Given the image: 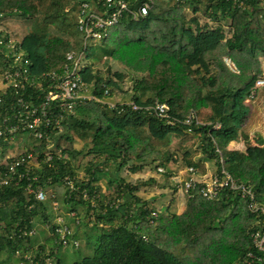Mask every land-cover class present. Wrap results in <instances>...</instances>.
Here are the masks:
<instances>
[{
    "label": "trees",
    "instance_id": "trees-1",
    "mask_svg": "<svg viewBox=\"0 0 264 264\" xmlns=\"http://www.w3.org/2000/svg\"><path fill=\"white\" fill-rule=\"evenodd\" d=\"M150 1L147 15L122 17L104 40L85 46L76 23L79 0H0L1 17L32 19L19 43L31 74L62 72L69 51L75 55L83 52L91 62L81 69L82 78L95 96L108 98L126 74L115 71L102 77L93 61L102 56L118 59L141 73L134 78L130 101L140 106L166 103L168 115L178 121L170 125L142 108L133 110L119 102L111 107L86 99L67 117L63 133L56 136L49 132L54 138L49 161L44 159L47 138L37 139L23 132L35 142L22 153L32 152L39 166L31 168L29 178L17 185L0 186V255L7 252L11 256L17 250L26 253L27 243L38 236L21 231L34 228L38 218L49 227L54 248L45 253L44 246L39 245L35 255L28 258L20 252L18 264H65L68 252L63 249L67 248L77 256L69 264H246L243 260L251 249L249 234L255 218L239 195L225 190L218 199L210 200L191 190L189 200L199 197L193 217L171 213L167 208L152 216L156 210L136 194L139 185L126 181L118 172L129 161L136 162L131 167L134 172L154 163L156 169H165L169 181L172 170L168 164L175 161L169 151L173 137L180 136L185 142L196 136L204 158L193 161L186 152L187 166L204 173L205 161L214 160L217 170L224 168L235 180L250 183L258 198L264 200V134L251 143L241 132L248 116L246 100L262 74L259 59L264 58V0H205V14L215 26L201 24L195 15L202 0ZM185 5H192L193 15L188 19L183 13ZM223 21H228L227 27ZM93 48L99 53L97 58H92ZM225 57L234 69L225 63ZM3 65L0 55V68ZM201 109H210L205 122L197 123L194 118L189 125L182 122ZM239 137L245 150L229 149L228 144ZM77 138L89 143L85 153L90 157L83 176L73 164L84 151L73 145ZM62 139L66 146L61 148ZM7 143L0 138L1 146ZM108 166L115 172L114 176L108 174L109 184L116 183L115 194L104 201L99 181ZM66 177L77 186L70 196L64 190L62 198L69 212H75V217L66 221L71 227L69 239H87V246L94 247L92 255L84 254L79 245L64 246L57 240L52 212L56 209L50 205L52 193H47L53 185L65 189ZM28 182L34 187L41 184L47 198L36 200L25 190ZM81 189L94 198V205L82 198ZM90 210L95 220L88 229L84 218ZM93 235L94 243L90 241Z\"/></svg>",
    "mask_w": 264,
    "mask_h": 264
},
{
    "label": "built area",
    "instance_id": "built-area-1",
    "mask_svg": "<svg viewBox=\"0 0 264 264\" xmlns=\"http://www.w3.org/2000/svg\"><path fill=\"white\" fill-rule=\"evenodd\" d=\"M150 3V0H134L133 3L129 0H79L76 23L77 29L83 35V44L92 46L100 43L107 37L110 28L124 16L144 17L148 13ZM238 5L243 7L244 4L239 1ZM19 43L20 41L14 40L6 31L0 29V55L5 61V65L0 68V138L4 142L11 143L16 135L23 132H30L37 139L46 137L48 145L44 152V159L49 161L52 157L49 149L54 142L49 132L54 131L56 136L63 133L67 127L66 119L75 112V106L78 103L86 99H94L111 107L116 103L109 102L107 98L95 96L91 85L82 78L80 71L85 66L83 60L86 59L83 52L75 55L73 51H69L66 54L62 72L49 71L33 75L26 65L27 62L23 60ZM224 61L231 69H234L229 58L225 57ZM260 87H264V77L256 80L247 100L253 98ZM6 96L9 99H6ZM122 103L128 104L133 110L142 108L148 113L155 114L166 124L173 125L178 122L168 115L166 103L156 102L145 106H140L133 101L120 104ZM193 118L196 119L191 114L182 122L189 125ZM196 122L199 123L197 120ZM37 166H39V159L32 152L9 157V160L0 163V186L17 185L23 178H29L27 175L30 169ZM157 170L165 173V169L161 166ZM33 178L37 179V176ZM64 181L66 184L64 190L67 191V196H70L77 186L68 177ZM170 181L173 187L182 188L187 197L192 195L191 190L200 197L210 200L218 199L225 190L239 195L255 218L254 226L249 234L251 249L245 253L243 262L264 264V200L258 198L250 183L235 180L224 168L215 169L212 174L205 176L200 174L194 166H187L184 170L173 173ZM25 190L33 193L38 201H44L47 198L41 184L34 187L28 182ZM80 193L83 199H89L92 205L95 204L94 198L89 197L86 189H81ZM118 202L119 200L111 201L110 205ZM57 205L58 203L54 202V209H57ZM157 212L153 211L152 216H156ZM68 216L75 217V212H70ZM78 221L76 219L77 223ZM55 223L57 240L61 241L62 245L75 247L79 245L78 240L69 239L71 227L62 215L55 217ZM21 232L29 236L36 233L34 228L23 229ZM16 253L19 254L20 250ZM24 257L28 258L29 255L25 253Z\"/></svg>",
    "mask_w": 264,
    "mask_h": 264
},
{
    "label": "rangeland",
    "instance_id": "rangeland-1",
    "mask_svg": "<svg viewBox=\"0 0 264 264\" xmlns=\"http://www.w3.org/2000/svg\"><path fill=\"white\" fill-rule=\"evenodd\" d=\"M199 10L195 14L199 18V22L201 24L203 23H208L209 25L215 26V24L212 23V21L209 20L208 16L205 14V0H202L199 5H197ZM183 13L185 15V18L188 19L190 18L193 13H192V5H185L183 7ZM228 22V21H227ZM227 22L223 21L225 27H227ZM32 24V19L28 18H22V17H16V16H9V17H1L0 18V29L6 31L14 40L20 41L21 38L29 31L30 27ZM51 30L55 33L56 31L51 28ZM93 53V57H98L99 53L97 49L93 48L91 49ZM227 58V57H226ZM260 67L262 70V74L259 78L264 77V58L260 57ZM90 59L86 58L83 60V64L87 65V63H90ZM94 63V69L97 70L102 77H107V76H112L115 71H119L122 73L126 74V77L123 81H118L119 88H114L112 90V96L108 97L106 100L112 103H121V102H128L130 101V95L132 94V84L134 81V78L140 76V72L134 71L127 66L124 65L120 60L118 59H113L111 57L107 56H102L97 58L96 60L93 61ZM110 68V71L108 70ZM260 111L255 114L254 116V121L256 122V125H258V131L254 133L251 139V143H254V138L260 134V131L263 130L264 133V87H260L256 94L254 95L253 98L246 100L247 102V107L250 109L251 107L256 106L259 102ZM193 114V113H192ZM198 122H205L210 115V109H201V111L195 115L193 114ZM248 118V116H247ZM250 123V122H249ZM248 123V124H249ZM244 125V124H243ZM248 126V125H247ZM244 127L242 126L241 132L244 133ZM248 136V135H247ZM249 138V136H248ZM34 140L29 137L27 133L19 134L16 135L14 140L11 143H7L4 146L0 145V163L3 162L5 159L18 155L25 151L26 149H29L32 147V144H34ZM60 147H65L66 142L64 139L60 141ZM76 148H83V154L79 155L76 160L73 161V164L75 167H77L78 170V175L83 176L85 173V164L87 163L90 155H87L85 152L87 148L89 147L88 139H76V142L73 144ZM169 151L173 153V159L175 161H172L168 164V166L172 170V174L177 172L178 170H184L187 167V162L186 158H188L185 153H189V157L193 161H198L200 159L204 158V154L200 150V142L198 137H194L190 141H181L180 136H174L172 139V143L169 147ZM86 155V156H85ZM206 162L208 163V167H206V172L208 171H215L216 164L214 160L207 159ZM136 162L129 161L127 166L121 168L118 172L119 176L123 177L125 180H128V182L132 184H138V196H140L142 199H145L149 202V204L156 210L159 211L161 206H166L168 204V200L172 201V211L171 213H174L176 211L175 208V201L173 197V193L170 191L169 192V198H167L166 193L164 191V188L160 187V183L166 182L167 180L165 179L166 176L164 173L158 172L156 169V166L154 163H146L144 167L137 171L134 172L131 170V167L135 165ZM106 173L102 175V185L100 186V193L102 195V200L107 201L109 198H111L115 192V185L116 183H111L109 184V175L112 174L110 171V167L108 166ZM200 174H203L201 171L198 170ZM205 172V173H206ZM170 181V180H169ZM168 181V182H169ZM171 182V181H170ZM169 182V184H170ZM50 190H48L47 194L52 193L54 196L51 195V198L49 199L50 205L53 207L54 202L58 203V207L56 210H52L53 212V217L58 216L59 214L62 215L65 218V221L70 220L69 215V209L67 206L63 203L62 198L64 197V187L61 185H53L50 186ZM106 188L105 191H102V189ZM172 188V184H171ZM170 188V189H171ZM199 200V197H196V200H189L188 201V206L185 207L184 215L188 218L193 217L197 213V206L196 202ZM194 204V205H193ZM85 208H83V211ZM82 210H80V213L83 214ZM174 211V212H173ZM80 214V215H81ZM83 218V216H80ZM95 220V216L93 212L90 210L88 212V217L84 221L87 222V228L91 227L92 225L89 224ZM69 223H72L69 221ZM71 226L74 228V225L71 224ZM34 229L36 231V236L37 239L34 240L32 243H27V248L29 249L26 253L27 255H35V249L39 247V245L44 246V252L48 253L52 248H54L53 241L50 238V229L49 227L41 221V219L36 220ZM81 229L79 228V231ZM90 232V230H88ZM81 233V231H80ZM86 240L83 237L79 240V248L83 251L84 254L86 255H92L94 251V247L87 246ZM95 240V235L92 236L90 239L91 242L94 243ZM68 252V256L66 257L65 264H69L72 261H74L77 256L76 252H73L71 248L63 249ZM33 251V252H32ZM23 253V251H20ZM25 254V250L24 253ZM19 254H13L11 256L8 255L7 252H3L0 255V264H18L19 260ZM21 257V256H20ZM52 263L54 262L53 257L51 256L50 258ZM49 262V261H48Z\"/></svg>",
    "mask_w": 264,
    "mask_h": 264
},
{
    "label": "crops",
    "instance_id": "crops-1",
    "mask_svg": "<svg viewBox=\"0 0 264 264\" xmlns=\"http://www.w3.org/2000/svg\"><path fill=\"white\" fill-rule=\"evenodd\" d=\"M259 102V101H258ZM261 102V101H260ZM258 103L256 106L254 105V107H251L250 109H248V118L246 119L245 123L243 126L244 127V133H246L248 136H249V139L251 140L252 139V136L254 135V133L256 131H258V125H256V122L254 121V116L256 113H258L260 111V104L261 103ZM250 122V123H249ZM249 123V124H248ZM248 125V126H247ZM264 129V127H263ZM260 134H264L263 133V130L260 131ZM228 148L229 149H237V150H241V151H244L245 150V144H244V141L242 140L241 137H239L237 140H234L232 142H230L228 144ZM205 166L208 167V163L205 161ZM214 171H207L206 173L204 172L203 174L205 176H209L210 174H212ZM112 176L115 175V172H111ZM128 181V180H126ZM170 182V181H169ZM169 182L167 181V184L166 182L164 183H160L159 186L164 188V191L166 193V196L167 198H169L170 194L169 192L171 191L173 193V197L175 198L174 201H175V208H176V211L174 212L175 214H178V215H184V211H185V207L188 206V201L189 199L187 198L184 190L182 188H176V187H173L171 188V182L169 184ZM102 180L99 181V185L100 186H103L102 185ZM171 188V189H170ZM106 188L103 187L102 191H105ZM136 194L138 195V190L136 191ZM171 202L170 200H168V204L166 206H161L160 207V211L167 208L169 209V211H172V205H171ZM194 205V204H193Z\"/></svg>",
    "mask_w": 264,
    "mask_h": 264
}]
</instances>
